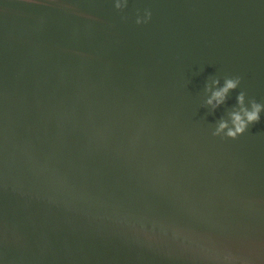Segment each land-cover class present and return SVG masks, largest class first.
Returning <instances> with one entry per match:
<instances>
[{
	"label": "water",
	"instance_id": "water-1",
	"mask_svg": "<svg viewBox=\"0 0 264 264\" xmlns=\"http://www.w3.org/2000/svg\"><path fill=\"white\" fill-rule=\"evenodd\" d=\"M252 101L264 0H0V264H264Z\"/></svg>",
	"mask_w": 264,
	"mask_h": 264
},
{
	"label": "clouds",
	"instance_id": "clouds-1",
	"mask_svg": "<svg viewBox=\"0 0 264 264\" xmlns=\"http://www.w3.org/2000/svg\"><path fill=\"white\" fill-rule=\"evenodd\" d=\"M122 5L117 2L116 7L120 8ZM152 16L151 10H147L145 14V18L143 21L141 19H137V23H147ZM240 82V78H229L226 79L224 86L221 88H218L217 90L212 92V95L207 99V104L213 105V107L221 104L224 102L227 93L229 90L235 89L237 85ZM214 84H218V80L213 81ZM238 103L240 105H243L244 103V94L240 93L239 96L237 97ZM215 102V103H214ZM264 107L261 104L252 101L251 103V110H248V108L241 107L239 111H233L231 115V122L233 127L228 126L227 121H221L216 128L215 132L213 135H218L225 129H227L226 135L232 138H235L238 134H241L245 131L247 128L248 124L254 123L259 121L260 119V111L261 108Z\"/></svg>",
	"mask_w": 264,
	"mask_h": 264
}]
</instances>
